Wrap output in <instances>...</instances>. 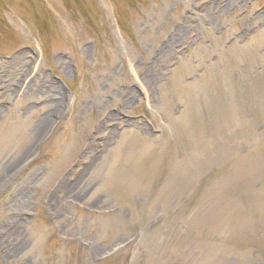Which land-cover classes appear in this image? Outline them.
I'll use <instances>...</instances> for the list:
<instances>
[{
  "label": "rangeland",
  "instance_id": "374dc122",
  "mask_svg": "<svg viewBox=\"0 0 264 264\" xmlns=\"http://www.w3.org/2000/svg\"><path fill=\"white\" fill-rule=\"evenodd\" d=\"M0 264H264V0H0Z\"/></svg>",
  "mask_w": 264,
  "mask_h": 264
},
{
  "label": "trees",
  "instance_id": "16d2710c",
  "mask_svg": "<svg viewBox=\"0 0 264 264\" xmlns=\"http://www.w3.org/2000/svg\"><path fill=\"white\" fill-rule=\"evenodd\" d=\"M41 219V218H40Z\"/></svg>",
  "mask_w": 264,
  "mask_h": 264
}]
</instances>
